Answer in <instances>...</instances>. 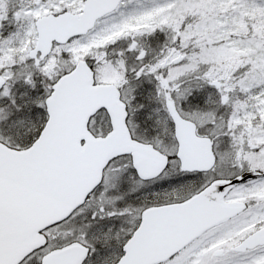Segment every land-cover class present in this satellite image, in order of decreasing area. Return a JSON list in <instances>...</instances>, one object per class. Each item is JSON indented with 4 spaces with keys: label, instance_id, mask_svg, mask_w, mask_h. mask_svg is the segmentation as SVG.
Returning <instances> with one entry per match:
<instances>
[{
    "label": "snow or ice",
    "instance_id": "snow-or-ice-1",
    "mask_svg": "<svg viewBox=\"0 0 264 264\" xmlns=\"http://www.w3.org/2000/svg\"><path fill=\"white\" fill-rule=\"evenodd\" d=\"M0 264H264V0H0Z\"/></svg>",
    "mask_w": 264,
    "mask_h": 264
}]
</instances>
